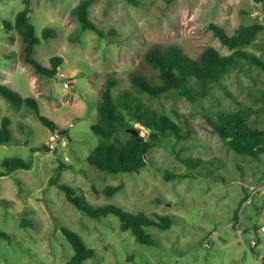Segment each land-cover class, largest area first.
I'll list each match as a JSON object with an SVG mask.
<instances>
[{
	"label": "rangeland",
	"instance_id": "1",
	"mask_svg": "<svg viewBox=\"0 0 264 264\" xmlns=\"http://www.w3.org/2000/svg\"><path fill=\"white\" fill-rule=\"evenodd\" d=\"M80 1L32 0L30 4L42 40L35 57L49 68L54 57L63 58L61 73L58 68L56 75L49 76L25 60L22 35L14 25L10 29L5 25L14 24L24 0H0V83L35 103L18 108L0 92V127L9 117L13 136L12 143L0 144V172L5 170L4 158H33L32 169L0 175V227L11 234L10 239L0 237V264H71L75 251L63 226L80 233L95 250V256L82 264H264V153L257 158L237 153L205 118L211 109L251 105L256 111L252 124L263 128L261 66L244 59L214 85L209 97L198 101L141 94L147 104L175 119L185 114L192 133L154 147L148 165L139 172L113 174L91 165L88 156L99 142L92 130L97 108L90 118L78 120L87 110L85 98L97 105L111 75L118 79L115 94L135 90L134 74L158 82L159 71L146 60L155 45L175 44L192 57H199L208 46L224 55L232 53L212 24L229 35L242 24L264 25V1L93 0L89 16L103 36L93 29L79 35L80 21L72 11ZM47 28L53 31L48 38ZM246 50L264 59V30ZM43 117L63 132L65 148L60 142L56 151L34 152L49 142L54 131ZM175 150L204 160L210 173L184 175L189 167ZM63 159L70 166L63 168L58 182L72 187L91 206L114 203L133 213H169L174 217L171 228L152 227L155 243L144 244L123 230L119 216L109 213L97 219L79 209L54 183ZM121 183L123 188L113 195L104 191L107 185ZM24 217L33 225L23 226Z\"/></svg>",
	"mask_w": 264,
	"mask_h": 264
},
{
	"label": "trees",
	"instance_id": "2",
	"mask_svg": "<svg viewBox=\"0 0 264 264\" xmlns=\"http://www.w3.org/2000/svg\"><path fill=\"white\" fill-rule=\"evenodd\" d=\"M128 1L138 3V0ZM31 2L32 0H24L25 6L16 15L14 24L6 21L5 25L9 29L14 25L22 35L25 60L32 64L37 72L54 76L63 63V58L54 57L53 65L49 68L35 57L36 46L42 40L37 35L36 26L32 20ZM92 2L93 0H81L73 8V15L80 21L78 32L80 35L87 29H93L103 36V30L89 16ZM212 27L223 44L233 50L232 53L224 55L216 47L208 46L199 57H192L175 44L165 47L155 45L147 51L146 60L159 71L158 82L152 81L143 74H134L132 82L135 90L122 89L115 94L114 88L118 84V79L112 75L108 77L102 92V99L96 107L97 120L92 125V130L99 136V142L88 156L91 165L113 174L139 172L148 165L149 152L154 147L163 143L171 144L173 138L181 141L191 135L192 124L185 114H179L178 119H175L169 113L161 112L147 104L142 98L143 94L157 98L185 96L189 101H198L209 97L214 85L220 83L223 76L244 59L264 69L263 57L246 50V47L256 39L257 34L264 30L263 24H242L232 35L217 24H212ZM52 33L53 31L47 28L44 35L48 38L52 36ZM0 92L18 108L25 103L35 105L31 98H24L6 84L0 83ZM255 112L251 105L242 106L238 110L211 109L205 113V118L211 128L234 151L257 158L264 153V127L257 128L252 124V116ZM42 119L52 130L58 129L57 124L50 118L43 117ZM10 124V118L5 116L0 127V144L12 143ZM130 128L136 129L138 133L131 132ZM141 128L146 130L145 133H142ZM33 150L34 152L49 151V146L44 144L37 150ZM175 152L189 167L184 175L195 177L203 175L202 170L209 171L206 169L204 160L193 156H182L177 150ZM66 159L69 158L66 157ZM1 162L5 170L0 172V175H10L21 168L32 169L33 166V158L26 160L22 156L7 157ZM69 166L65 159L60 162L54 183H58L66 190L68 199L90 216L97 219L109 213L119 216L123 230L131 231L136 240L144 244L155 243L152 227L161 230L171 228L174 217L169 213L156 212L154 215L133 213L114 203L96 208L91 206L84 196L76 195L77 192L72 187L58 182L63 168H69ZM122 188V183L107 185L104 191L108 195H113ZM21 224L32 226L33 221L24 217ZM63 231L75 251L71 264H82L83 260L95 256V250L87 246L80 233L66 226H63ZM2 236L11 238V234L0 227V237Z\"/></svg>",
	"mask_w": 264,
	"mask_h": 264
},
{
	"label": "built area",
	"instance_id": "3",
	"mask_svg": "<svg viewBox=\"0 0 264 264\" xmlns=\"http://www.w3.org/2000/svg\"><path fill=\"white\" fill-rule=\"evenodd\" d=\"M59 72L61 73V66H59ZM67 85H68V83H67ZM52 132L53 133L51 134L50 140L47 143V145L49 146V151H56V150H58V147H59V143L60 142H61V145L65 148L66 145H67V142H66V139L64 137L63 132H61L59 129H56V130H54ZM263 229H264V227H263ZM251 245L252 246H255L256 245V241L255 240H252L251 241Z\"/></svg>",
	"mask_w": 264,
	"mask_h": 264
},
{
	"label": "water",
	"instance_id": "4",
	"mask_svg": "<svg viewBox=\"0 0 264 264\" xmlns=\"http://www.w3.org/2000/svg\"><path fill=\"white\" fill-rule=\"evenodd\" d=\"M85 102L87 104V110L86 113L78 120H85L88 119L92 116L93 111L96 109L97 105L96 102H94L92 99H90L89 97L85 98ZM131 132L133 133H138V131L134 128H130L129 129Z\"/></svg>",
	"mask_w": 264,
	"mask_h": 264
},
{
	"label": "crops",
	"instance_id": "5",
	"mask_svg": "<svg viewBox=\"0 0 264 264\" xmlns=\"http://www.w3.org/2000/svg\"><path fill=\"white\" fill-rule=\"evenodd\" d=\"M83 112H85V110Z\"/></svg>",
	"mask_w": 264,
	"mask_h": 264
}]
</instances>
